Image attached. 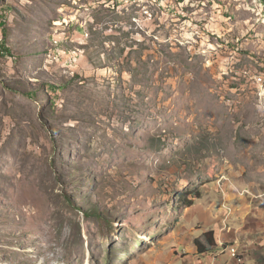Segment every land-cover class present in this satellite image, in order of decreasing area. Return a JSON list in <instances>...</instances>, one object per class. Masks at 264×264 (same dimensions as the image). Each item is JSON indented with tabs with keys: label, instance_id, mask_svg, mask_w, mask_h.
<instances>
[{
	"label": "rangeland",
	"instance_id": "1",
	"mask_svg": "<svg viewBox=\"0 0 264 264\" xmlns=\"http://www.w3.org/2000/svg\"><path fill=\"white\" fill-rule=\"evenodd\" d=\"M221 210L264 264V0H0V264H208Z\"/></svg>",
	"mask_w": 264,
	"mask_h": 264
},
{
	"label": "crops",
	"instance_id": "2",
	"mask_svg": "<svg viewBox=\"0 0 264 264\" xmlns=\"http://www.w3.org/2000/svg\"><path fill=\"white\" fill-rule=\"evenodd\" d=\"M213 197H210L209 199H208V203H207V205H206V213H207V211L209 212V211H212V209L211 208H213V206L214 205H216V203H212L211 204V201H214L213 199H212ZM200 200V199H199ZM196 207V204L195 203H193V206L192 207H186V211H188L189 209H193V208H195ZM211 207V208H210ZM226 214V215H225ZM227 214H228V212L227 211H224V210H221L220 212H213V213H211V214H206L205 216L206 217H208V219H209V221H206V222H185V223H187V225H192V224H195L196 226L200 223V224H204V223H206V225L203 227H201V229H196V228H194L193 230L194 231H201L200 232V236L199 237H195L194 236V231H192V235H193V237H194V239L196 240V239H199V238H201L205 233H207V232H209V231H212L211 230V228H212V226L214 227V230L215 229H217L218 227H220L221 228V222L223 223V222H225V219H226V217L225 216H227ZM225 215V216H224ZM191 221V220H190ZM197 221H200V220H197ZM213 229V228H212ZM220 232H222V229H221V231ZM220 232H215V239H216V242H217V244L220 246L221 244V242L225 239L224 237H223V235L222 234H220ZM228 239V238H227ZM228 241H229V239H228ZM181 245V244H180ZM181 246H183V245H181ZM234 246V245H233ZM237 245H235V247H236ZM181 248H183V247H181ZM195 248V247H194ZM180 249V248H179ZM222 249H220V247H219V249L217 250V251H213V252H211V253H209L208 254V259H209V263L208 264H212V262H216V264H238V263H236L233 259H231L230 257H229V252H228V249H226V251H221ZM225 252V253H224ZM181 255V254H180ZM243 256V255H242ZM180 257H182V256H180ZM201 257H203L202 259H200ZM213 258V259H212ZM198 259V261H200V260H203V259H205L206 260V255H199V257L197 258ZM200 259V260H199ZM183 260H186L187 261V263H185V264H188V262L190 261V263L189 264H195V261H194V259L193 260H190V259H188V258H183ZM244 264V263H243Z\"/></svg>",
	"mask_w": 264,
	"mask_h": 264
},
{
	"label": "trees",
	"instance_id": "3",
	"mask_svg": "<svg viewBox=\"0 0 264 264\" xmlns=\"http://www.w3.org/2000/svg\"><path fill=\"white\" fill-rule=\"evenodd\" d=\"M192 199L197 200L200 199L201 196L197 193L196 195H191ZM183 202L186 207H192L193 202L188 200L187 195L184 196ZM195 247L197 249V252L199 255H206L211 253L213 250L219 249V245L216 242L215 239V232L214 231H209L203 235V239H196L195 242Z\"/></svg>",
	"mask_w": 264,
	"mask_h": 264
},
{
	"label": "built area",
	"instance_id": "4",
	"mask_svg": "<svg viewBox=\"0 0 264 264\" xmlns=\"http://www.w3.org/2000/svg\"><path fill=\"white\" fill-rule=\"evenodd\" d=\"M239 251L240 249L239 248H235V254H230L229 257L231 259H233L236 263H240V260H239ZM212 264H216V262H212ZM240 264H243V263H240Z\"/></svg>",
	"mask_w": 264,
	"mask_h": 264
},
{
	"label": "bare ground",
	"instance_id": "5",
	"mask_svg": "<svg viewBox=\"0 0 264 264\" xmlns=\"http://www.w3.org/2000/svg\"><path fill=\"white\" fill-rule=\"evenodd\" d=\"M233 254H235V253H233ZM239 260H240V263H243V259L240 257V255H239Z\"/></svg>",
	"mask_w": 264,
	"mask_h": 264
}]
</instances>
